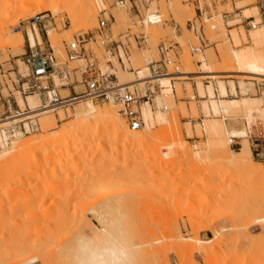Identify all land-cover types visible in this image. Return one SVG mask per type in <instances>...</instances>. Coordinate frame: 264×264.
<instances>
[{
	"label": "rangeland",
	"instance_id": "obj_1",
	"mask_svg": "<svg viewBox=\"0 0 264 264\" xmlns=\"http://www.w3.org/2000/svg\"><path fill=\"white\" fill-rule=\"evenodd\" d=\"M12 1L15 0H0V13L2 14L0 15V29L4 28L5 31V39L0 37V73H3L2 76L0 75V79L4 80L10 89L11 82L16 79L17 71L26 72V66L23 63V55L28 46L26 30L33 26H28L25 22L36 15L44 16L40 23L34 25L40 34L41 48L48 50L51 47L59 61H64V45L71 42L74 37L91 33L97 40L89 43L85 48L91 50L93 55L90 58H95L98 61L99 68H105L107 57L102 43L106 35L98 36L96 29L98 28L99 12L106 9L107 13L114 18L109 22L112 40L121 41L125 45L129 44L130 67L134 69L146 67L148 56L157 60L156 47L159 43H178L180 48L175 49L178 58L173 59L178 62L181 72L201 73L204 70L202 64L205 63L213 71L227 73L223 74L228 75L225 77L199 80L204 86L213 84L215 90L217 81L221 80L226 83L232 81L237 88V95L229 94L228 99H260L264 112V94L255 95L252 85L253 82L264 85V80H255L235 74L237 66L230 59L231 54L229 53L231 49L237 51L244 48H251L255 51L264 50V31L255 33L262 29L259 27L261 25L256 29H251L246 26V22H242L252 16L254 24L259 23L261 20L259 7L264 10V0H196L195 3V0H145V3L140 6L142 15H145L146 9H149V12L158 10L161 15V21L158 24L149 23L148 25L139 24L138 19L134 17V12L129 10V6L115 7L113 0H92L95 8L94 21L87 26H84L80 20L72 21L67 9L63 10L65 9L63 6H59L57 12L56 10L55 12L50 11L47 0L48 5L44 2L41 7L36 6L31 9L28 16L21 17L24 11L18 12L21 8H17L16 12L15 7L11 8L12 3L14 4ZM198 3L204 16L200 22H197V26L203 27L204 38L208 40V46L202 53H192L187 42L197 43L188 30L187 24L189 20L199 17L195 5ZM235 9L240 10L235 11ZM122 12L127 14H125L126 17ZM237 13L240 14L237 16ZM174 25L178 27L174 29ZM49 31L58 41H56L57 44L54 45L49 40L47 34ZM139 33L147 34L148 48L139 50L136 47L133 35ZM20 35L24 39V45L18 47L19 44H16V40ZM171 54L173 56V53ZM113 63L117 68L120 84L137 80L138 77L136 78L131 72L120 70L115 59ZM84 64V61L71 62L68 67L76 69ZM71 76L70 82L73 83L77 91L81 90L82 87L76 82L80 81V72L75 70ZM197 81L194 78L185 77L174 79L168 93H164L162 89L159 92L155 88L154 104L146 106L154 117L152 125L144 129L150 136L146 144L121 146L120 137L116 138L108 133L90 134L87 145L93 152L89 149L87 153V159L90 162L88 165L86 164L87 166L67 168V170L63 168L59 172L62 175H57L58 172H53L50 169L54 165L57 166L56 163L60 164V161L67 158L66 152H63L64 154L59 152L60 155L56 152V148L50 150L52 146L48 148L44 146L45 148L38 149L39 152L32 153L35 159L32 155L28 156L27 154L22 158L25 159H21L19 162L21 167L18 163L8 168L9 173L7 172V174L9 177L13 176L12 182L9 179L4 184L0 183V188L20 186L19 189L23 190L11 194L12 198L5 196V200H3L4 197H2V201H0V205L3 202L5 205L8 204V206L6 205L7 210H3L4 205L0 210V243L2 242L0 247L4 248H0L2 257H0V264H51L52 261V264H65L63 262L68 261V255L70 256L74 249L75 237L82 234L81 236L84 235L83 237L87 239L97 238L96 235L99 237L98 233L102 234L103 228L109 225L112 220H119L121 235L130 247L133 246L132 249L137 255L136 262L138 264H264V224L256 223L264 216V198L261 194V190L264 188V176H251L241 167L225 164L221 160L222 150L218 151L207 145L209 135L203 131L202 125L206 124L207 120L213 119L214 116L208 115L202 109L201 102L204 100L201 97H194L195 90L192 88L195 84L197 85ZM4 94H7L6 91ZM61 94L66 95L67 92H61ZM15 95L18 99L19 96ZM28 103L31 107H36L37 101L28 98ZM86 103H92L98 111L118 112V107L112 104L82 100V102L73 103L69 107L57 109L54 114L42 116L38 120L40 129L29 135L20 136L21 139L28 140L46 136L58 131L65 124L74 123V115L78 113L81 104ZM142 107L145 109L144 106ZM166 107L167 110L164 111L163 108ZM158 113H161L166 119L165 124L157 123ZM48 117H51V120ZM119 118L128 127L121 115ZM226 120V123L234 126V128L228 126L229 129L246 131V122L243 120L241 112L229 114ZM253 132L255 134L261 132L263 138L254 141ZM246 133L245 139L236 140L239 145L229 148L233 152H238L242 145H248L252 161L264 172V152L262 153L260 150L262 144L264 149V120L255 121ZM72 140V142L76 141L75 138ZM98 142L101 145L103 142L104 148L98 146ZM92 146L98 147L92 148ZM26 156L32 161L30 162ZM101 159L107 161L103 162ZM24 161L25 165H23ZM65 162H62L64 163L62 165H65ZM23 167L26 171L20 169ZM69 169L74 173L69 172ZM44 170H46L45 173H43ZM19 171L26 174L31 171L30 174H33L34 179L28 177L29 173L27 176L25 173H21L18 177ZM20 177L22 180H19ZM57 177L60 179H58L59 185L57 184L59 187L49 186ZM7 182L9 183L7 184ZM20 200L21 202L26 200L27 204L18 208L20 210L15 208L16 211L13 212L14 209L9 208L10 204L13 205ZM41 223L44 227L40 225ZM48 227L52 228L44 230L45 234L42 233L40 236V232H43L42 229H48ZM49 231L54 237L60 232L55 239L48 233L50 238H53L54 241L57 240L58 243L57 241L51 243L54 242L53 239L50 240L46 234ZM216 233H219L218 238H216ZM39 237H42L39 241L43 239V242L40 241L41 245L36 240ZM43 237H46L47 240ZM65 239L64 245L60 244ZM44 240L47 248H45ZM30 241L38 244L34 247L35 253L34 249H30V251L24 249V252L19 256L12 253L15 249L14 245L18 243L17 246H19L22 242L23 247L25 242L28 244ZM26 243L25 245H27ZM6 245L8 248H5ZM37 247L39 248L36 250ZM9 248H11V252H9ZM59 248L61 249L59 250ZM7 249H9L8 252ZM47 250H50V255L46 257ZM2 253H7L8 256L5 254L7 258L3 257ZM37 254L39 257L45 256L46 259L42 258L46 262L42 263L40 258H37ZM53 255H55L54 259ZM63 257L66 259L63 260ZM57 258L59 261H56ZM68 263L70 264L71 261L69 260L66 264Z\"/></svg>",
	"mask_w": 264,
	"mask_h": 264
},
{
	"label": "bare ground",
	"instance_id": "obj_2",
	"mask_svg": "<svg viewBox=\"0 0 264 264\" xmlns=\"http://www.w3.org/2000/svg\"><path fill=\"white\" fill-rule=\"evenodd\" d=\"M47 1H48L47 3H49V5L46 3V0H24L23 2L21 0H15V1H12V2H14V4L12 3V6L11 5L10 6H11V8L13 7V9L15 7V10L17 8L18 9L21 8V9L18 10V12L20 10H21V12L24 11V12H22L23 14L21 15V17L23 15H25V17H26V15L28 16L29 11L31 9L35 8L36 6L37 7H39V6L41 7L42 4H44V2H45L48 5L49 10L50 11H53V12H55V10L57 12L58 11L57 10L58 7L59 6H63V8H65L63 10L65 11L67 9V13H69V16H70L69 18L72 21L75 22L76 20H80L83 23L84 26H87L88 24H90V23H92L94 21L95 8H94V5L92 3V0H47ZM245 11H247V10H245ZM16 12H17V10H16ZM7 14H8V12H7ZM122 14L125 17L127 15L125 12L124 13L122 12ZM0 15H2V14L0 13ZM19 15H20V13H19ZM152 19L153 18L150 17V20L151 21H152ZM153 23L154 22L152 21L150 24H153ZM148 24L149 23H146V25H148ZM261 26L264 28V25H261ZM255 28H257V26ZM263 28L260 29V30H258V31H255V33H257V32H263L264 31ZM51 32H52V30H51ZM51 32L49 31L47 34L49 35V40L52 41V44L55 45V43H56L57 40H55V37L53 36V33H51ZM6 35H9V34H6ZM4 36H5V31H4V28H2V29H0V37L5 39ZM10 36H13V35H10ZM26 37H27V42L32 47L35 46L37 43L38 44H41V38H40L38 29L36 28V26H33V28H30V29H27L26 30ZM7 38H8V36H7ZM16 38H14V39H16ZM12 39H13V37H12ZM16 42H17L16 44H19L18 47L19 46H23L24 45V39H23V37L20 35L18 37V39L16 40ZM229 53L231 54V58L230 57L229 58L232 59V61L237 66V71L235 72V74H240L243 77L252 78V79H255V80H264V50L255 51V50H253L251 48H249V49L248 48H246V49L244 48L242 50H238L237 51V50H232L231 49V52H229ZM149 60H151V58L148 56V61ZM225 63H226V61H225ZM228 63H229V61H228ZM202 67H203L204 70L201 73L180 72V73L176 74V77L177 78H183V77H185V78H194V79L198 80L197 81V91L199 93V96L201 98H204V101L201 102L202 109L208 115H213L214 116L213 119L207 120L206 121L207 123L204 124V125H202L203 131L204 132H207L208 135H209V141H208V144L207 145H209L210 147H213L214 149H216L218 151L219 150H222L223 154H222V157L221 156L220 157H221V160L225 162V164H229V165L234 166V167H241V169L247 171V173H249L251 176H259V175L264 176V172L261 171L258 167H256L255 163L252 161V159H251V153H250V149L248 148V145H246V144L242 145V147L239 149L238 152H233L229 148V144H230L231 138H237V139H242V140L245 139L247 137V133H246L247 132V129H249V127L255 121H257V120H264V112H263V109L261 107L262 100H259V99H244V98L243 99H237V98L228 99V95L229 94H228L227 86L230 89L231 95L235 96L236 95L235 85H234V83L232 81L228 82L227 83L228 85H226V83L223 82V81H221V80L217 81V83H216L217 92H218V97H217L216 96V92H215V88H214L213 84L208 85V86L205 87L199 79H202V78L216 79L218 77H225V76H228V75H223V74H227V73L213 71L205 63L202 64ZM135 76H136V78L138 77L136 81H133V80L132 81H128V82L123 83L122 85H126V84L133 85L134 83H138V84H140L142 86L144 83H146V81L158 82V84L160 85V88L162 89V91L164 93L165 92H167V93L170 92V87H171V83H172L171 82V76H169V77H160V78H156V79H150L149 74H148V71H147V69H146L145 66L143 68H139L138 74L135 75ZM28 98H33V99H35L37 101L36 107H34V106L31 107V105H29ZM18 100H19L18 101V105L21 108H23L26 103L21 98H18ZM26 101H27V104H28V106H29L30 109H35V108H37L39 106V100L35 96H28L27 99H26ZM78 102H82V100L81 101H78ZM142 106H144L145 109H142L143 107H141V109H142L141 110L142 111L141 112V115H142V119H143V125L141 127L142 129L140 128L141 130H131L130 128L126 127L124 125V123L120 120V118H119L120 115L119 114L117 115V113H118L117 111H116L117 113H115V111L113 112L112 110H111V112L110 111H107V110L106 111L105 110L104 111H100V110L98 111V109H96V107L92 103H86V104H81L80 109L78 110V113L74 115L75 116L74 123H72V124L70 123L69 125L68 124H65L58 131H56L54 133H49L46 136H39V137H36V138H33V139H28V140H22L21 139L20 136H25V135H19V136H17L14 139V141H12L10 143L9 147L3 148L1 150V152H0V183L1 184L2 183L4 184V182L8 181L9 179L11 180V178L13 177V176L12 177L11 176L9 177V175L7 174V172L9 171L8 168H10L11 166H13L14 164L17 165L20 162V160L25 155H27V154H28V156H31L32 155L33 158L35 159V157L33 155L34 154L33 152H35V151L36 152H39L38 149H40V148H42L44 146L47 147V148L49 146H52V147H50L51 148L50 150H53V148L55 150V148H56L57 149L56 152H58V153L60 152V153L64 154L66 152L67 158L66 159L64 158L66 160V162H65V160L64 161H60V164L61 165L59 163H56L57 166L54 165V166H52L51 169L49 168L53 172H58L57 175H60L61 176L62 173L59 174V172L62 171L63 168H66V170H67V168H70V169L71 168H76V167L78 168L79 166H85L86 164L88 165V163H90L89 162V159H87V155H88L87 153L89 152V149H90L91 152H93V150H91V147H89V145H87V140H88L90 134L98 135V134H101V133L102 134L103 133L104 134L105 133H108V134H112L113 137H116V138H119L120 137L121 138L120 140L122 142L121 146L122 145L123 146H126L128 144H141V145L146 144L149 141L150 136H149V134L144 129L147 126L152 125L153 120H154V117L152 116L150 110L147 109V107H146V106L149 107V104H144ZM166 109H167V107H166ZM53 111L54 110H49V111H45V112L42 111V113L40 114L39 120H40V118L42 116L49 115V114H54ZM235 112H241L243 114V120L247 123V125L245 123V130L246 131H244V130H228L227 129L226 119H227V117H228L229 114L235 113ZM217 117L218 118L220 117V119H217ZM48 119L51 120V117L50 118L48 117ZM7 121H5V122H7ZM156 121H157V123H159V125L165 124L167 122L166 119L163 117V115L161 113H158L157 114ZM144 124H145V126H144ZM113 137H112V139H114ZM72 138H75L76 141L74 140L75 142H72L73 141ZM113 143L115 145V142H113ZM102 145H103V142H102ZM102 145L99 144V142H98V146H101V147L104 148V146H102ZM98 146H96V147H98ZM93 147H95V146H92V148ZM101 147H100V150H101ZM112 149H114V148H112ZM47 150L49 151V149H47ZM94 150H97V149H94ZM100 150H98V151H100ZM29 153H31V154L29 155ZM58 153H57V156H59ZM62 156H65V155H62ZM97 158H99V157H97ZM24 159H22V160H24ZM27 159H28V157H27ZM102 159H101V161H103ZM104 159H105V157H104ZM115 160H117V159L115 158ZM29 161L31 162L32 160L30 159ZM106 161L107 160H104L103 162H106ZM62 162H65L66 164L65 165H62V164H64ZM29 164H31V163H29ZM20 165H21V163H19V166ZM23 165H25V161H24V164ZM25 167L28 168L29 166H25ZM17 168H18V166H17ZM29 168H31V167H29ZM20 169L25 170L24 167L23 168H20ZM45 169H46V167H45ZM27 171H28V169H27ZM31 171H33V170H31ZM31 171H29L28 172L29 174L28 173L27 174H28V177H30L32 179L34 176H33V174H30ZM45 171L46 170H44L43 173H45ZM69 172H71V170ZM10 173L12 174L11 171H10ZM16 173H17V171H16ZM21 173L23 174L25 172H22L21 171ZM21 173L19 171V173L17 174V176L19 177V174L21 175ZM71 173H74V171L72 170ZM27 174H26V176H27ZM54 174H56V173H54ZM44 176H46V175H44ZM14 179H16V178H14ZM20 179L22 180V177H20L19 180ZM58 179H59V177L53 179V181L51 183L49 182L51 184L49 186H54V187L55 186H58L59 185L58 184L59 183ZM25 180H23V181L25 182ZM49 180H51V179H49ZM11 182H12V180H11ZM8 183L9 182H7V184ZM38 183H39V181H38ZM1 184H0V187H1ZM20 184H21V182H20ZM21 186H23V185H21ZM19 187H15V188H10V187L8 188L7 187L5 189L0 188V198H1L0 201H2V197H4L3 200H5V196L11 197L10 195L11 194H14V192L22 191L23 189H19ZM51 188L54 190L53 187H51ZM43 189H44V187H43ZM261 194H262V197L264 198V188L261 190ZM17 195H19V194H17ZM8 199H6V200H8ZM26 200L24 202H21V200H20V201L14 203V204L12 203L13 205H11L9 203L10 204V207L9 208H13L14 209L13 212L16 211L15 208H17V210H20L18 208H21V206H25L27 204L26 203L27 202ZM3 203H2V205H0V210L3 209V205L5 206V208L3 210H5L6 207L8 206V204H6L7 205L6 206ZM0 204H1V202H0ZM48 209H50V208H48ZM8 212H10V211H8ZM42 212H44V211H42ZM7 213H5V214H7ZM46 215L48 216V214H46ZM37 219H39V218L37 217ZM43 219H44V216H43ZM110 222L111 223L109 225H107L106 227L103 228V232H101L102 234L98 233L100 235L99 237H98V235H96L97 238L94 237L92 239H87V238L83 237L84 235L81 236L82 234L81 235H78L77 237H75L76 239H75L74 249L72 248L73 249L72 253L70 254V256L68 255L69 258L67 257L68 258V261L69 260L71 261L70 264H135V263H137L136 262V256L137 255H136L135 251H133V249H132L133 246L130 247L126 243V241L123 238V236L121 235L122 232H121V229L119 227L120 225L118 224L119 223V220L118 221L117 220L116 221H113L112 220ZM256 223H258V224H264V216H262L260 219H258L256 221ZM14 225H16V224H14ZM40 225H42V227H44L42 223ZM64 225H66V224H64ZM84 226H85V224H84ZM51 228L48 227V229H46V228L42 229L43 232H40L41 235L40 234L39 235L42 236V233H44V230L47 231V230H49ZM40 230H41V228H40ZM34 231H36V230H34ZM54 232H55V229H54ZM48 233H50V231L47 232L46 234L48 235L49 239L52 240L53 238H50V237L51 236L54 237V235L51 234L52 232L50 233L51 236ZM59 233H57V235H55L54 239L58 237V234ZM44 234H43V236H46ZM54 234H56V233H54ZM62 234H64V233H62ZM218 234L216 235L217 236L216 238L219 237ZM29 235H31V234H29ZM46 237L45 238L43 237V238L46 239ZM48 237H47V239H48ZM41 238L39 237L36 240L39 241V239H41ZM54 239H53V241H54ZM42 240H40V241L43 242ZM40 241L37 242V243H39V245L42 244V243L40 244ZM56 241L51 242V243H55ZM65 241H66V239L63 240L60 244H62L63 242L65 243ZM25 243H24V246L25 247L24 246L22 247V242L20 244L21 246L20 245L17 246L18 243H17V245H14L15 249H13V252L12 253L13 254H17L19 256L20 253L22 254V252H24V249H25V251H26V249L27 250L29 249V251H30V249H34V251L33 250L32 251L35 253V248L34 247H36L35 245L37 243H35L33 241L31 243V241H30V243H28L29 246H28L27 243H26L27 245H25ZM48 243H50V242H48ZM51 243L49 245H51ZM57 243H58V241H57ZM64 243H63V245H64ZM11 244H13V242H11ZM31 244H33V245L30 246ZM44 245H45V248H47L46 241L44 242ZM6 246H5V248H8V246L7 247ZM9 246H11V245H9ZM37 246H38V244H37ZM42 246H41V250H42ZM60 246L62 247V245H60ZM39 247H37L36 250ZM11 248H13V247H11ZM11 248H9L10 249L9 252H11ZM1 249H4V248H1ZM9 249H7V252H8ZM60 249L61 248H59V250ZM41 250H40V252H41ZM1 251L3 252L4 250H1ZM47 251L45 252V255L47 254L46 257L48 255H50L49 254L50 250L48 252ZM58 251H56V252L58 253ZM5 252H6V249H5ZM5 254H6V256H8L7 253H5ZM5 254L2 253V256L3 257H6ZM40 254H42V253H40ZM42 257L45 258V256L41 255V257H39L38 254H37V258H40V260L42 261V263H45L46 262V260H45L46 258L44 259ZM60 257H61V255H60ZM49 258H51V257H49ZM54 258H55V255H53V259ZM65 259L66 258H64L63 260H65ZM51 260H52V258H51ZM47 261H48V259H47ZM56 261H59L58 258H57ZM60 261H62V260H60ZM52 262H51V264H52ZM67 262H63V263L66 264ZM0 263H1V261H0ZM45 264H47V263H45Z\"/></svg>",
	"mask_w": 264,
	"mask_h": 264
},
{
	"label": "built area",
	"instance_id": "obj_3",
	"mask_svg": "<svg viewBox=\"0 0 264 264\" xmlns=\"http://www.w3.org/2000/svg\"><path fill=\"white\" fill-rule=\"evenodd\" d=\"M115 7L124 8L129 6V10L134 12L139 24L154 22L158 24L161 21V15L158 10L149 12L146 9L145 15H142L140 6L145 0H113ZM107 15V17H106ZM204 14L199 9V17L189 20L188 30L192 33L193 41H188L187 46L192 53H202L207 48L208 40L204 38L203 27L197 26V22L203 18ZM44 16L36 15L27 20L25 24L34 26L43 20ZM152 17V21L150 20ZM114 19L107 13L106 9L99 12L97 35L103 37L102 43L106 54L105 68H99L98 61L91 55V50L85 48L89 43L96 42V37L91 33L74 37L73 40L64 45L65 60L59 61L54 50L50 47L48 50L41 48L40 44L30 46L27 43V51L23 55V63L26 66V72L17 71L15 81L11 82V89L8 84L0 79V150L6 148L19 135H29L40 129L38 122L40 114L45 111L60 108H66L81 100L102 101L118 107V113L121 115L127 126L131 130H139L143 125L141 107L144 104L150 106L155 101V88L161 92L158 82L146 81L142 86L138 83L133 85H122L117 77V68L113 60L122 71H129L134 75L138 74L139 69L129 66V44L121 41H114L110 35V21ZM264 25V16L259 23L250 22L248 26L255 29L256 26ZM178 26L174 25V29ZM136 47L139 50L148 48V36L145 33L133 35ZM180 48L178 43H159L156 47L158 59H151L146 63L150 79L171 76V82L178 79L176 74L180 73L175 52ZM173 53V56L172 54ZM84 61L85 64L76 69H70L68 64L71 62ZM80 72L81 90H76L73 83L70 82L72 72ZM3 73H0L2 76ZM255 95L264 94V85L253 82ZM6 91V95L4 94ZM248 91V90H247ZM61 92H67L62 95ZM17 94L26 104L23 108L18 105ZM35 96L39 100V106L30 109L27 104V97ZM166 111V108H163ZM53 111V112H54ZM8 120V121H7ZM7 121V122H5ZM254 141L263 138L261 132L253 133ZM237 138H231L229 147L239 145ZM257 146V145H256ZM260 154H262L260 152Z\"/></svg>",
	"mask_w": 264,
	"mask_h": 264
},
{
	"label": "crops",
	"instance_id": "obj_4",
	"mask_svg": "<svg viewBox=\"0 0 264 264\" xmlns=\"http://www.w3.org/2000/svg\"><path fill=\"white\" fill-rule=\"evenodd\" d=\"M195 2H196V0L194 1V3H195ZM195 5H196V7H197L196 10H197L198 12H199V9L202 10V9L200 8V6H199V3H198V4H195ZM238 10H240V9H235V11H238ZM247 10H248V9H247ZM259 10H260V19H262L263 16H264V10L262 9V7H259ZM233 12H234V11H233ZM241 12H242V11H241ZM239 14H240V13H237L236 15L238 16ZM224 17H227V16H224ZM252 21H254V17L251 16V17H248L247 19H244L242 22H246V26H248V24H249L250 22H252ZM260 27L263 28L262 26H260ZM237 28H238V27H237ZM237 28H236V29H237ZM255 29H256V28H255ZM263 29H264V28H263ZM39 35H40V34H39ZM223 82H224V81H223ZM216 83H217V82H216ZM216 83H215V87H216ZM225 83H226V82H225ZM227 83H228V82H227ZM227 83H226V85H228ZM205 87H206V86H205ZM192 89L195 90V96H194V97H198V98H199L200 96H199L198 91H197V85L195 84V85H194V88H192ZM235 89H236V95H237V88H236V86H235ZM227 90H228V94L231 95V93H230V89H229L228 86H227ZM215 92H216V96L218 97L217 87H216ZM236 95H235V96H236ZM228 96H229V95H228ZM202 99L204 100V98H202ZM259 100H260V99H259ZM226 121H227V120H226ZM227 123H228V122H227ZM227 123H226V126H227V129H228V130H235V129H229L228 126H229L230 128H231V127L234 128V126L231 125V124H229V123H228V125H227ZM252 123H253V122H252ZM252 123H251V124H252ZM251 124H250V125H251ZM256 129L258 130V127H257V126H256ZM253 133H254V132H253ZM262 145H263V144H262ZM262 145H260V148H261L260 150H261V152L263 153V152H264V149L262 148V147H263Z\"/></svg>",
	"mask_w": 264,
	"mask_h": 264
}]
</instances>
